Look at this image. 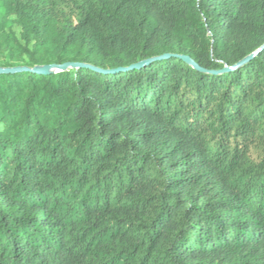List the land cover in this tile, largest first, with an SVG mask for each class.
I'll list each match as a JSON object with an SVG mask.
<instances>
[{"label":"trees","instance_id":"trees-1","mask_svg":"<svg viewBox=\"0 0 264 264\" xmlns=\"http://www.w3.org/2000/svg\"><path fill=\"white\" fill-rule=\"evenodd\" d=\"M65 63L0 74V264H264V0H0Z\"/></svg>","mask_w":264,"mask_h":264},{"label":"water","instance_id":"water-1","mask_svg":"<svg viewBox=\"0 0 264 264\" xmlns=\"http://www.w3.org/2000/svg\"><path fill=\"white\" fill-rule=\"evenodd\" d=\"M258 52L255 51L254 53H252V55H250L249 57H247L244 61L240 62V64L234 66V67H229L226 68V71H231L234 70L235 68H237L239 65L245 63L246 61H248L250 58H252L253 56H255ZM180 58H182L183 60H185L186 62L190 63L192 66H194L195 68H198L197 64L188 56H179ZM146 63L145 62H141L139 64L134 65L132 68H140L142 66H144ZM79 66L77 63H65L63 65H44V66H36L33 69H30L28 67H22V66H17V67H0V74H12V73H17V72H22V71H29L32 70L34 72L37 73H44V74H49V73H53V72H58L61 70H65L69 67H77ZM85 67L91 68L88 65H84Z\"/></svg>","mask_w":264,"mask_h":264}]
</instances>
